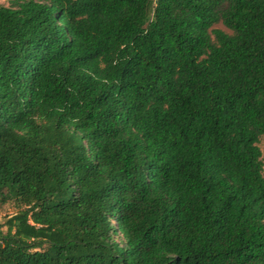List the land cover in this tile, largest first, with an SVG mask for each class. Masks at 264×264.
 Wrapping results in <instances>:
<instances>
[{
    "label": "trees",
    "instance_id": "trees-1",
    "mask_svg": "<svg viewBox=\"0 0 264 264\" xmlns=\"http://www.w3.org/2000/svg\"><path fill=\"white\" fill-rule=\"evenodd\" d=\"M261 136L264 0L0 5V264H264Z\"/></svg>",
    "mask_w": 264,
    "mask_h": 264
},
{
    "label": "rangeland",
    "instance_id": "rangeland-1",
    "mask_svg": "<svg viewBox=\"0 0 264 264\" xmlns=\"http://www.w3.org/2000/svg\"><path fill=\"white\" fill-rule=\"evenodd\" d=\"M13 0H0V5L3 6H10L12 4ZM212 29H220L226 33H230V31L223 26L221 23L215 24ZM258 147L261 151V158L264 165V136H261L259 138ZM17 211L16 205L13 202H7L0 206V222H3L6 217H9L13 215Z\"/></svg>",
    "mask_w": 264,
    "mask_h": 264
}]
</instances>
